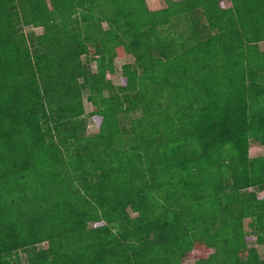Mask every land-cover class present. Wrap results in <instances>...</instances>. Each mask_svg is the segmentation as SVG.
<instances>
[{
	"label": "trees",
	"instance_id": "1",
	"mask_svg": "<svg viewBox=\"0 0 264 264\" xmlns=\"http://www.w3.org/2000/svg\"><path fill=\"white\" fill-rule=\"evenodd\" d=\"M163 3L0 0V264H264V0Z\"/></svg>",
	"mask_w": 264,
	"mask_h": 264
},
{
	"label": "rangeland",
	"instance_id": "2",
	"mask_svg": "<svg viewBox=\"0 0 264 264\" xmlns=\"http://www.w3.org/2000/svg\"><path fill=\"white\" fill-rule=\"evenodd\" d=\"M146 1H147V5H148L150 10H159V9H162L164 7L163 0H146ZM221 3L225 8L231 7V0H221ZM23 31L28 36L31 33H35L37 35H40V34H42L43 29L42 28H34L31 26V27L23 28ZM258 49L261 51H264V42H261L258 44ZM131 61L132 60L130 57H123V58H116L115 59L114 63H115V70H116L117 75H116V78L112 81L114 86H119V84H120V77L122 74L123 65H125ZM92 69L94 71L96 70V65L94 63L92 64ZM87 98H88V92H84L83 106H84L85 115L83 116L84 117L83 121H85V124H84V128L82 127L80 135L91 138V137L96 136L100 132V126L89 115L93 111V106L88 101ZM140 116H141L140 111L133 112L128 116H122V115L119 116V123H120L122 130H125V132H127V130L131 126L132 120L137 119ZM249 153H250L251 158L264 157V146L260 145L258 142L251 140ZM252 191H256V189H252ZM258 197L260 199H263L264 198V192H259ZM130 213L133 217H135V213H132V211H130ZM246 240H247V244H248L249 248L256 249L258 254L260 255V258L264 259V245H261L258 241V232L257 231H251L248 229ZM42 246L47 247V244H43ZM205 256L207 257L209 255L205 254ZM197 258H198L197 253L195 255H194V253L190 254V255H188V257H186L184 259L183 264H194ZM21 259H22V264H30L25 253H21Z\"/></svg>",
	"mask_w": 264,
	"mask_h": 264
}]
</instances>
